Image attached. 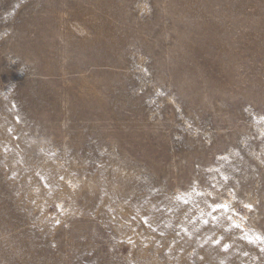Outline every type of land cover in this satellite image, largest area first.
I'll use <instances>...</instances> for the list:
<instances>
[{"label": "rangeland", "instance_id": "374dc122", "mask_svg": "<svg viewBox=\"0 0 264 264\" xmlns=\"http://www.w3.org/2000/svg\"><path fill=\"white\" fill-rule=\"evenodd\" d=\"M0 264H264V0H0Z\"/></svg>", "mask_w": 264, "mask_h": 264}, {"label": "bare ground", "instance_id": "6f19581e", "mask_svg": "<svg viewBox=\"0 0 264 264\" xmlns=\"http://www.w3.org/2000/svg\"><path fill=\"white\" fill-rule=\"evenodd\" d=\"M208 254V253H207ZM207 254H205V255H207Z\"/></svg>", "mask_w": 264, "mask_h": 264}]
</instances>
